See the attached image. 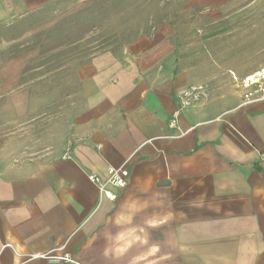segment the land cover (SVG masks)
Listing matches in <instances>:
<instances>
[{
	"label": "crops",
	"instance_id": "0c3cea01",
	"mask_svg": "<svg viewBox=\"0 0 264 264\" xmlns=\"http://www.w3.org/2000/svg\"><path fill=\"white\" fill-rule=\"evenodd\" d=\"M73 5L0 0V264H264V101L241 88L264 68V0L148 4L124 47L55 69L64 101L27 85L25 44ZM192 11L201 31L181 34ZM195 86L208 97L181 109ZM120 167L110 200L91 176Z\"/></svg>",
	"mask_w": 264,
	"mask_h": 264
},
{
	"label": "rangeland",
	"instance_id": "374dc122",
	"mask_svg": "<svg viewBox=\"0 0 264 264\" xmlns=\"http://www.w3.org/2000/svg\"><path fill=\"white\" fill-rule=\"evenodd\" d=\"M161 1L163 0H74L73 9L61 13L65 17L68 15V26L64 23L56 27L53 34L47 33L40 41L25 44L26 53L31 54L26 63L27 85H31L30 82L32 84L44 82L43 86L55 83L54 86L59 89L60 96L65 101V91L60 90L61 83H56L57 79L65 78V74H53L55 69H64L66 63L70 64L71 61L74 67H77L87 63L96 54L124 47L125 42L122 41L129 35L145 30V27L140 24H144L148 17L146 16L147 5L153 6L152 4H159ZM149 13L154 14V11ZM155 13L162 14L161 11H155ZM170 13L176 14L175 11ZM197 13L187 12L184 22L179 21L184 24L177 28L181 34L184 33L181 32L183 30L191 31L194 35L200 33L201 27L196 26L194 21L199 15ZM216 33L226 38L225 27L218 28ZM232 37L233 35H230L227 39ZM225 38L218 40H225ZM214 43L212 42V45ZM240 50H230L229 55L223 58V64L229 66L237 63ZM259 58L252 59L250 62L257 63L261 60ZM217 61L221 60L218 58ZM72 77L76 88L75 71ZM78 100L79 93L75 89V105ZM71 143V141L68 142L69 145ZM41 150H44V145L41 146Z\"/></svg>",
	"mask_w": 264,
	"mask_h": 264
},
{
	"label": "built area",
	"instance_id": "2783aa9c",
	"mask_svg": "<svg viewBox=\"0 0 264 264\" xmlns=\"http://www.w3.org/2000/svg\"><path fill=\"white\" fill-rule=\"evenodd\" d=\"M241 88L243 90V100L244 105L254 104L257 102L264 101V68L260 69L258 72L247 76L241 82ZM208 97L205 86H195L191 87L185 91L181 98V109L191 108L198 104L201 100ZM180 112L176 111L174 113V119L172 124H176ZM260 160L264 161V151L259 154ZM129 177V172L125 167L112 168L108 170V179L101 181L97 176H91V180L98 184L99 192L101 195L105 196L110 200H116V195L108 189L111 184L115 188L123 190L127 186V179ZM44 257V256H42ZM62 261H67L73 263V260L69 256L59 258ZM55 260V259H53ZM58 260V259H56Z\"/></svg>",
	"mask_w": 264,
	"mask_h": 264
},
{
	"label": "water",
	"instance_id": "95a60500",
	"mask_svg": "<svg viewBox=\"0 0 264 264\" xmlns=\"http://www.w3.org/2000/svg\"><path fill=\"white\" fill-rule=\"evenodd\" d=\"M59 260H50V264H59Z\"/></svg>",
	"mask_w": 264,
	"mask_h": 264
}]
</instances>
